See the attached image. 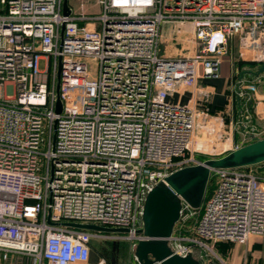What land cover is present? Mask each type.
Returning <instances> with one entry per match:
<instances>
[{
    "label": "built area",
    "instance_id": "2783aa9c",
    "mask_svg": "<svg viewBox=\"0 0 264 264\" xmlns=\"http://www.w3.org/2000/svg\"><path fill=\"white\" fill-rule=\"evenodd\" d=\"M97 6L96 14L64 15L63 0H0L5 262L107 264L90 262L94 244L126 242L134 252L144 240L147 194L173 172L205 161L199 157L214 146L212 122L228 136L208 159L264 139V72L238 79L237 116L212 113L210 92L198 87L220 77L233 40L238 60L256 70L264 65V0H97ZM165 25L189 26L197 53L161 54ZM191 90L185 104L170 100ZM208 187L199 209L182 204L168 246L201 264H229L217 243L264 237V164L214 170ZM132 264H139L134 255Z\"/></svg>",
    "mask_w": 264,
    "mask_h": 264
},
{
    "label": "water",
    "instance_id": "95a60500",
    "mask_svg": "<svg viewBox=\"0 0 264 264\" xmlns=\"http://www.w3.org/2000/svg\"><path fill=\"white\" fill-rule=\"evenodd\" d=\"M63 14H68L67 0H63ZM264 72V65L257 73ZM56 112H60L57 102ZM264 164V139L251 143L217 158L205 160L201 165L177 170L158 183L147 194L142 211L144 237L137 243L133 255L139 264H201L191 254L185 257L172 255L168 239L179 221L182 204L197 210L201 207L208 190L211 172L214 170L242 169ZM66 227L104 232L127 233L126 229H108L88 224L66 223Z\"/></svg>",
    "mask_w": 264,
    "mask_h": 264
},
{
    "label": "rangeland",
    "instance_id": "374dc122",
    "mask_svg": "<svg viewBox=\"0 0 264 264\" xmlns=\"http://www.w3.org/2000/svg\"><path fill=\"white\" fill-rule=\"evenodd\" d=\"M68 13L70 9L75 12V14H96L99 11L97 6V0H67ZM161 54L169 58H179L190 56L196 54L199 50L197 42L194 40L192 29L189 26H179V25H165L162 29V40H161ZM246 64V63H245ZM41 68H43V62H41ZM45 70V69H44ZM230 75L229 61L226 56L221 59V78H228ZM226 118V117H225ZM215 122L217 120H214ZM226 122V119H225ZM198 123V122H197ZM214 146L213 148L206 147V154L204 156H213L219 152L221 142L227 138L228 130L217 125V123L212 122ZM197 134H199L197 132ZM254 239L262 237H251ZM250 238V239H251ZM249 239V240H250ZM248 243V242H247ZM98 245V244H97ZM226 245V244H225ZM246 245H236L228 244V246L221 245L218 248L215 245L216 253L225 259L228 263H231L232 253L237 249L238 253L245 250ZM104 253L108 261H112L114 264H130L132 261L133 252L128 243L124 242L121 244H106ZM223 246V247H222ZM16 257L15 263L24 264L25 259L22 261ZM18 260V262H17ZM1 263V257H0Z\"/></svg>",
    "mask_w": 264,
    "mask_h": 264
},
{
    "label": "crops",
    "instance_id": "0c3cea01",
    "mask_svg": "<svg viewBox=\"0 0 264 264\" xmlns=\"http://www.w3.org/2000/svg\"><path fill=\"white\" fill-rule=\"evenodd\" d=\"M228 51L229 54L225 56L229 61V77L221 78L220 76L217 79L200 80L198 82L199 89L210 92V111L212 113L221 112L223 115L225 114V117H227L230 112H234L236 114L238 111L237 99L235 96L238 79L241 77H253L258 70L255 69L257 64H245L238 60L237 40H233ZM250 71H252V74L249 73ZM191 92L192 90L187 93L177 94L170 100L185 104L190 99ZM237 115L238 113L236 116ZM105 248H107L106 245L94 244L90 254V262L96 263L100 259H104L106 261L107 258L103 252ZM234 251L235 252L232 253L231 257V263L229 264H264V237L258 239L251 238L248 241L245 250L240 253H238L237 249ZM15 259L16 257H13L10 261L6 262L1 259L0 264H16ZM18 259L19 261L24 260L20 257ZM24 264H28V262L25 261ZM130 264H132V261Z\"/></svg>",
    "mask_w": 264,
    "mask_h": 264
},
{
    "label": "trees",
    "instance_id": "16d2710c",
    "mask_svg": "<svg viewBox=\"0 0 264 264\" xmlns=\"http://www.w3.org/2000/svg\"><path fill=\"white\" fill-rule=\"evenodd\" d=\"M209 157L208 156H200L199 157V159L200 160H206V159H208ZM208 189H209V187H208ZM208 191V190H207ZM208 193V192H207ZM206 195H208V194H206ZM228 246V244H230V243H217L216 244V246L218 247V248H220L221 247V245H224V246H226V245ZM223 247V246H222ZM104 252V251H103ZM105 254V253H104ZM106 263L107 264H114L112 261H108V259L106 260Z\"/></svg>",
    "mask_w": 264,
    "mask_h": 264
}]
</instances>
